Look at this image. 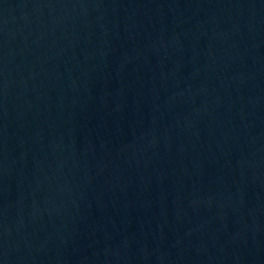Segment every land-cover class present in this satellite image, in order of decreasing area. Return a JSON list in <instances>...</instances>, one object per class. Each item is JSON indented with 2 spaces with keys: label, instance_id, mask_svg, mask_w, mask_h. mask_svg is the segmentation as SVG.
<instances>
[{
  "label": "water",
  "instance_id": "95a60500",
  "mask_svg": "<svg viewBox=\"0 0 264 264\" xmlns=\"http://www.w3.org/2000/svg\"><path fill=\"white\" fill-rule=\"evenodd\" d=\"M0 264H264V0H0Z\"/></svg>",
  "mask_w": 264,
  "mask_h": 264
}]
</instances>
